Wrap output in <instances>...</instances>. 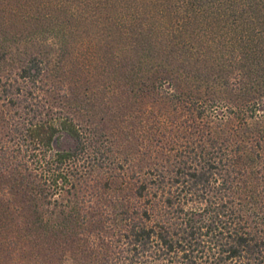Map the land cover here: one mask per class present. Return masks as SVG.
Here are the masks:
<instances>
[{"label":"trees","instance_id":"trees-1","mask_svg":"<svg viewBox=\"0 0 264 264\" xmlns=\"http://www.w3.org/2000/svg\"><path fill=\"white\" fill-rule=\"evenodd\" d=\"M99 2L89 3L94 14ZM106 3L112 12L107 30L122 34L107 59L91 49L85 56L77 21L64 35L61 85L44 89L48 66L38 57L0 81L16 110L4 116L6 139L0 138V172L11 173V190L27 184V194L58 206L59 195L81 188L63 223L40 220L44 237H28L27 243L41 246L50 232L81 228L83 205L94 195L83 198L93 180L110 173L112 185L130 189L113 173L125 161L118 146H133L137 126L146 120L167 145L160 141L146 149L154 163L139 172L152 180L137 182L133 190L137 200L152 198L147 205L124 198L126 206L119 197L112 205L114 219H120L114 225L119 238L111 240L119 248L106 264H264V0ZM150 60L153 69L146 65ZM74 75L79 79L73 84L86 79V92L62 94ZM50 92L52 97L44 95ZM84 114L86 125L75 119ZM98 116L106 130L98 131ZM61 133L77 139L78 147L55 150ZM106 159L112 163L104 164ZM98 234V240L88 239L100 251L109 248ZM74 243L70 237L58 241L69 249Z\"/></svg>","mask_w":264,"mask_h":264},{"label":"rangeland","instance_id":"rangeland-1","mask_svg":"<svg viewBox=\"0 0 264 264\" xmlns=\"http://www.w3.org/2000/svg\"><path fill=\"white\" fill-rule=\"evenodd\" d=\"M92 1L94 0H0V81H6L9 76L16 75L29 60L38 57L48 66L44 78V89L61 85L58 82L60 76L58 74V62L63 56L61 50H63L67 41L64 35L69 33L71 28H74L77 21L79 29L83 32L81 34L78 30L77 39H79L78 43H83L81 48L84 46L83 48L87 51L85 56L88 54V49H91L92 55L95 57L101 56V58H106V55L117 51L119 43L122 41V34L115 27H112L111 31L107 30L106 20L111 15V10L108 8L106 0H102L97 7V13L94 14V11L90 8L91 4L89 5ZM91 13L96 18H91ZM146 65L149 69H153L151 66L155 65V62L150 60L146 62ZM150 76V74L147 75V77ZM77 79L79 78H76L75 75L73 79L69 77V81L66 83L68 86L65 85L62 94H70L71 96L72 94L82 95L85 93L87 88L86 79L84 78L83 81L74 82L73 84V81ZM53 94L51 92L44 93L48 98L52 97ZM147 101L151 103L152 100L148 99ZM114 110L108 111L109 117L114 116ZM15 111L3 97L2 86H0L1 139H6L4 116H6V113L13 115ZM87 118L88 115L86 114L75 115L76 121L82 125L87 124ZM99 118L100 116L96 117L100 124L98 131L101 129L106 130V122L100 121ZM143 124H146V120L142 123V127L141 125L137 126L138 134L133 146H125L122 144V140H119V138L117 140L122 144V146H118L119 152H121L118 156L120 159H125V161L120 160L117 162L113 173L115 177L123 178L126 183L130 182V189L125 188V186L119 188L112 185L107 179L110 173L103 178L100 177L99 182L93 180L91 189H87L89 190L88 196L86 195L83 198L85 202L94 195L92 202L83 205L81 215L85 219H80V222L85 221L83 226L76 228L71 225L72 227L70 226L69 230L59 234L50 232L48 234L49 238H46V242L41 246L37 244L35 247L32 244L29 245L27 243L28 237H31L34 241L44 237V231L38 228L40 220L49 221V223H63L64 218L70 214V210L74 206V193L76 191L72 194L63 192L59 195L57 199L60 204L58 206L48 205L46 200L36 198L34 193L27 194L29 191L27 184H22L11 190L13 186L11 173L4 172L3 174L0 172V190L3 193L6 192V196L2 193V196L0 195V264H53L61 262L62 259L64 260L63 264H106L107 257L113 255L111 251L116 253L119 248L115 249L113 240L119 238L118 236L115 237L119 234V231L114 225L120 217L114 219L116 211H113L112 205L118 197L121 199L120 203H125L126 206L128 204L125 199L131 201L132 205H137V203L144 207L147 205L148 200L152 198L148 196L143 200H137L133 189L135 185H139L138 183L150 182L152 179L145 175L141 176L139 170L141 169L142 173H145L154 163L151 161V154L147 153L146 149H149L150 146L159 145L160 141V145H167L162 132L157 133L155 129L153 131L150 128V121L146 126ZM185 134L182 132L180 135L184 137ZM54 144L55 150L61 152L73 151L78 147L77 139L67 133H61ZM106 156L112 159L110 156L113 155L107 154ZM109 159H106L103 163L111 164L112 160ZM140 159L142 161L137 162ZM88 167H92V163ZM22 172L25 173L23 170ZM87 178L90 179L91 176L87 174ZM109 180L113 179L110 178ZM76 190V193L81 195L79 186ZM4 196L8 198V202ZM120 211L121 209L118 210V213ZM41 216H43V219H40ZM28 227H32V229L28 231ZM83 228L87 230H83ZM100 231L106 236L105 246H109V248H104L101 251L89 240L90 237L98 240ZM65 237L75 239V243L70 249L61 247L59 245L62 244H58V241ZM97 245H99V241Z\"/></svg>","mask_w":264,"mask_h":264}]
</instances>
